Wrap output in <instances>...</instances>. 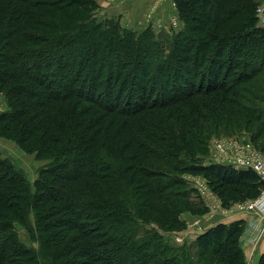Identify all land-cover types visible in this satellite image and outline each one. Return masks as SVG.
I'll return each instance as SVG.
<instances>
[{
    "label": "trees",
    "instance_id": "16d2710c",
    "mask_svg": "<svg viewBox=\"0 0 264 264\" xmlns=\"http://www.w3.org/2000/svg\"><path fill=\"white\" fill-rule=\"evenodd\" d=\"M174 1L184 28L158 35L99 19L98 0H0V135L48 161L31 182L0 151V264H246L241 221L188 246L144 226L208 212L186 174L225 207L264 186L201 157L213 133L245 128L264 151L257 3Z\"/></svg>",
    "mask_w": 264,
    "mask_h": 264
},
{
    "label": "rangeland",
    "instance_id": "374dc122",
    "mask_svg": "<svg viewBox=\"0 0 264 264\" xmlns=\"http://www.w3.org/2000/svg\"><path fill=\"white\" fill-rule=\"evenodd\" d=\"M170 1V7H167L159 17L155 15L152 7L146 9L145 6L141 7L137 4H130L128 0H98L100 8L97 10L96 16L99 19L114 17L116 20H119L121 27L134 31L150 28L156 31V34L158 35L180 32L184 28L185 20L175 11V6L172 4V0ZM255 1L257 3L256 9L259 6L264 7V0ZM129 4L130 6H133L129 8ZM123 5H125V7H123ZM7 107L6 95L0 93V113L4 112ZM262 108H264V104L262 105ZM252 138V131L246 128L230 133L215 132L213 133V136L206 141L207 152L200 156L206 164L213 162L216 163L223 154H231V152L226 149V146L228 140L233 139L236 141V144L232 145L233 150L247 151L248 156L255 161L264 160V151L255 146ZM0 151L5 157L8 156L13 160L16 166L24 169L31 182L39 176L41 168L48 163L47 160L38 158L36 154L28 153L15 141L1 135ZM183 178L187 180L189 185L195 190V194L199 197V201L209 212L202 215H195L190 211L182 212L180 214V218L183 221V227L181 229L171 230L167 226L161 225L153 219L151 221L147 220V222L144 223V226L147 229L159 230L163 237L166 240H169L172 245L188 246V244H192L195 241L194 237L198 228L203 232L206 223L209 221L216 224H218V222H228V224H231L233 222H229V218H231L235 212H239L240 210L236 208V205H233L230 208L225 207L219 196L214 194L207 184V180H205L203 176L186 174ZM234 221L243 222L242 220ZM18 231L22 240L30 245L37 246L35 242L30 240L29 234L25 228L20 226L18 227Z\"/></svg>",
    "mask_w": 264,
    "mask_h": 264
},
{
    "label": "crops",
    "instance_id": "0c3cea01",
    "mask_svg": "<svg viewBox=\"0 0 264 264\" xmlns=\"http://www.w3.org/2000/svg\"><path fill=\"white\" fill-rule=\"evenodd\" d=\"M128 2L133 5L145 6L146 9L148 7H152L153 12L156 16H161L162 12L166 10V8L170 7V0H128ZM129 8L133 5L130 6ZM172 4L175 6V1L172 0ZM125 7V5H123ZM175 11L177 12L176 6ZM160 19V18H159ZM162 20V19H161ZM234 220H242L245 223V229L243 234L241 235L240 244L242 246L243 252L245 253V261L246 264H260V259L264 254V219L255 212H247V213H236L231 218H229V222H233ZM228 223V222H227ZM217 225L216 223L209 221L206 223L205 230ZM203 230V231H205ZM196 235L194 239L201 233L200 229L196 231Z\"/></svg>",
    "mask_w": 264,
    "mask_h": 264
},
{
    "label": "built area",
    "instance_id": "2783aa9c",
    "mask_svg": "<svg viewBox=\"0 0 264 264\" xmlns=\"http://www.w3.org/2000/svg\"><path fill=\"white\" fill-rule=\"evenodd\" d=\"M256 13L259 17V23L262 26H264V7H261V6L257 7ZM233 144H236V141H234L233 139L228 140V144L226 146V149L229 152H231V154H228V155L223 154L221 156V158L216 162H220V163H224V164H228V165L232 164L235 167L241 168V169L252 168L257 172L259 177L262 178V180L264 181V160L255 161L248 156L247 151L245 152L243 150H233V148H232ZM260 193L261 194L256 198L247 199V201L236 202V203L232 204V206L236 205V208L238 210H240L239 212H235V214L236 213L255 212L262 219H264V186L262 187V190ZM216 195H218V194H216Z\"/></svg>",
    "mask_w": 264,
    "mask_h": 264
}]
</instances>
